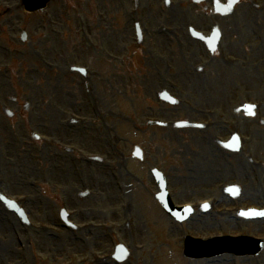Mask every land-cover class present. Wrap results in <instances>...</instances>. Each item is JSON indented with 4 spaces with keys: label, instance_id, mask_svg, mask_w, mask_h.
<instances>
[{
    "label": "rangeland",
    "instance_id": "obj_1",
    "mask_svg": "<svg viewBox=\"0 0 264 264\" xmlns=\"http://www.w3.org/2000/svg\"><path fill=\"white\" fill-rule=\"evenodd\" d=\"M212 1L205 0V4L198 7L193 5L192 0H137V4H135V0H54L46 11L29 15L24 12L21 0H0V15H2L0 23V154L3 153L4 156L11 159L10 167L13 169L12 173L11 171L8 174L5 173L6 166L0 159V180L5 181V185L2 187L4 192L8 194L9 191L14 198L19 194L22 195L23 192H18L9 178L11 181L20 178L21 184L31 191L40 189L38 197L33 200V208L28 213L31 227L23 226L17 219L9 220L8 223L11 226H5L0 220L4 226V229L0 230V264H46L45 259L48 251L44 249V240H52L53 243L47 247L56 248L61 253L59 256L52 255L55 261L51 264H72V262L73 264H82L83 260L91 255L106 254L109 251L104 247L100 250L87 248V242L95 243L103 239H106V246L115 247L118 244H123L133 252L128 232L125 230L126 225H124L127 224L131 215L135 219L137 218L140 233L143 231L152 232L146 226H154L155 232L164 234L163 229L166 227L167 220L161 215L158 208L151 206L148 211L150 216H156L161 221L157 225L145 224L143 218L138 216V206L144 213L145 207L153 204V197L157 193L155 185L152 186V181H149L153 180L150 175L151 166L147 165L145 173L132 160L130 172L133 171V178L121 170L116 148L113 149L111 135L103 130L91 109L85 78L79 74L71 73L70 69L80 66L89 68L91 72L97 71V63L101 57L104 43L110 47L121 46L122 43L123 48L119 52L125 56L120 57L127 59L132 53L127 46L129 45L128 41L132 38L131 26L138 17H141L140 8L145 11V14H148L144 22L151 29L152 36L149 38L146 48L151 49L155 63L164 59L171 60L172 69L167 70L163 63L159 67L160 69L154 67L152 70L147 68L146 63L137 64L139 69L134 71L130 79H123L124 86L119 85V88H116L120 92V96L112 98L114 79L109 75L104 77L110 78V80H103L98 91L103 99L105 110L110 116L109 122L117 128L122 137L127 139L124 151H128L131 157L133 148L141 146L146 153L148 150L150 151L149 161L152 164L161 162L160 147H165V145L150 140L149 136L143 138V126H136L132 122L138 105H143L146 109L157 108V111L160 112L167 109V112L161 114V119L173 122L186 119L183 107L192 109L195 107V100H203L206 104L214 106V112L223 122H231L230 120L226 121L224 115L231 111L239 115L241 109L237 108L242 103L264 99V94L259 98L258 95H247V98L242 101L233 93L224 95L222 89L231 84L232 79L220 77L214 85L211 82V85L206 84L207 82L204 85L197 79L196 74L201 70L198 68L200 61L195 58L196 47L191 43V52L190 55L188 54L189 29L207 31L218 25L224 31V25L230 22L211 15L209 10ZM7 7L10 10H7ZM136 8L138 9L136 10ZM262 12L264 13V0H254L252 3L249 0H243L241 7L235 13L237 15L242 13L258 15ZM48 18H51L52 21L55 20L58 24L55 34L51 31ZM240 19L241 26L248 27L264 22L262 19L250 21L249 16H240ZM82 24H86L90 30V42L85 41L80 34ZM162 25L182 30L183 42L186 44V48H183L184 56H180L181 50L176 47L175 42L160 41L156 38L157 34L162 35L160 33ZM232 29L233 27L226 28L227 39L223 44L227 47L238 46L231 40ZM23 32L27 33L26 43L21 41ZM161 38L171 39L167 35H163ZM131 57L132 62L140 60L139 57L133 56V53ZM174 59L180 61L176 63ZM132 68L134 70L133 64ZM159 70L169 73L167 75L172 77L166 79L167 77L164 76L158 80L154 79ZM167 81L175 82L178 89L171 92ZM191 87H194L193 93L189 91ZM213 87L214 91L219 93L218 95L213 96V91H211V95H204L208 89ZM164 89L183 101L181 107L171 108L158 101V96L163 93ZM184 94V97H180ZM144 97H146L145 101ZM117 100L121 105L119 108H115ZM71 103L77 106L71 107ZM5 109L15 113L13 121L8 120ZM77 109L84 110L85 123H70L72 115L81 116ZM150 118L154 119V117ZM235 121L236 119L232 122L235 123ZM60 125L67 126V128L60 127ZM246 129L248 131L246 134L248 152L254 155L256 160L264 162V125L262 126L255 119L252 123H247ZM33 132L54 137L56 143L71 146L75 151L71 152V155H67L60 147H51L50 149L38 147L31 139ZM105 137L108 140L107 144H105ZM181 142L180 139L169 141L165 147L167 154L173 146L180 149ZM185 144L184 152L194 154L196 151L194 144L191 142ZM98 147L105 155L99 154L105 160L104 170L98 168L101 173L99 174L96 167L82 166V169L87 172L85 175H88L87 180L84 181V174L81 173L76 163L89 155L86 150ZM201 162L206 165L207 172L204 174L198 168L195 169L196 162H193L188 177L197 179L199 176L210 178V176L218 174H231L232 183H238L243 187L241 198L247 197L248 201L260 200L258 194L263 192L260 184H264V164L261 169H256L247 159V154L229 156L219 152L205 153ZM138 165L140 166V164ZM175 172L178 175L179 171ZM181 180L183 179L176 181L174 186H178ZM142 181L146 185H142ZM85 183L89 185L88 188H85ZM212 183L213 181L204 180L186 182L183 185V195L188 197L202 195L205 191L204 185ZM218 183L226 182L218 179L215 181L212 190L216 191L217 195L221 193L216 188ZM88 190L95 195L87 194ZM208 196L212 195L200 198ZM221 197L222 208L232 205H264V203H245V200H243L244 203L229 202L227 197ZM63 198L68 201L66 205L62 203ZM185 201H195V199H182L179 202ZM126 203L134 205L131 215L126 212V207L124 209ZM0 207L4 210L2 206ZM63 208L76 213L71 221L76 222L77 225L87 223L90 225L89 229L78 232L65 229L66 227L60 219ZM100 209L111 211L110 216H107L108 221H114L118 226H122L120 231L104 232L102 228L92 230L93 227H102L108 222L107 217L101 219L97 212ZM5 213L7 212L5 211ZM198 214L200 213L198 212ZM147 220H149L148 215ZM232 221L239 228V230L235 229L236 232L248 235V233L240 231V229H248L251 231V236H263L264 225H258L259 220L249 221L251 226H244V228L239 225L244 221H239L234 217ZM170 223V229L174 230L170 239L176 238V249L182 244L181 235L184 231L182 226L172 220ZM216 224L217 221L211 220L201 224L200 230L206 233L202 237L203 239L211 234L221 232L219 230L222 228H217L219 230L207 234L208 230L216 227ZM44 226L50 227V230L45 232ZM255 227L260 228L261 231L257 232ZM47 234L59 235V238L48 239ZM194 234L197 235L195 232ZM36 239L41 242L40 251L33 249L32 241ZM159 239L161 238L159 237ZM165 245L170 247L171 242L166 240ZM22 248L25 251H22ZM165 252L169 256L163 255V260L158 256L156 261L155 257L150 261L153 264H188L187 261L180 260L181 256H178L180 250L177 253L173 249H168ZM149 253L150 251L147 249L145 254H133L130 264L138 262L142 264ZM228 260V262L220 260L213 263L207 261L205 263H189L264 264V254L257 259L231 257Z\"/></svg>",
    "mask_w": 264,
    "mask_h": 264
},
{
    "label": "water",
    "instance_id": "obj_2",
    "mask_svg": "<svg viewBox=\"0 0 264 264\" xmlns=\"http://www.w3.org/2000/svg\"><path fill=\"white\" fill-rule=\"evenodd\" d=\"M49 0H25L26 5H27V9L29 11H35L38 10L41 7H44L45 4L48 2ZM246 247L249 249L247 251L242 252L241 254L243 255H247V254H257L260 250L254 251L255 248H253V245L250 243L246 244ZM235 252V251H233ZM220 254V253H217ZM187 255L191 256V257H195V258H201V257H206V254L203 253H193L191 252V249L189 248V250L187 251Z\"/></svg>",
    "mask_w": 264,
    "mask_h": 264
}]
</instances>
